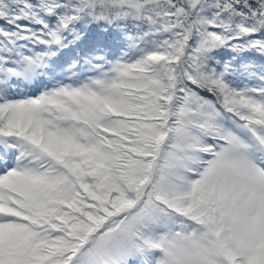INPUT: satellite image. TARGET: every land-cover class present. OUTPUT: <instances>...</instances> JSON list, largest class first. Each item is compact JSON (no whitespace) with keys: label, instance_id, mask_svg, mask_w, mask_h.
I'll list each match as a JSON object with an SVG mask.
<instances>
[{"label":"snow or ice","instance_id":"6c2138e0","mask_svg":"<svg viewBox=\"0 0 264 264\" xmlns=\"http://www.w3.org/2000/svg\"><path fill=\"white\" fill-rule=\"evenodd\" d=\"M0 264H264V0H0Z\"/></svg>","mask_w":264,"mask_h":264}]
</instances>
